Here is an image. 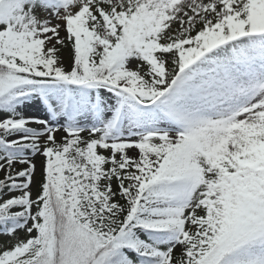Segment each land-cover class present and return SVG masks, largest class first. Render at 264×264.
Wrapping results in <instances>:
<instances>
[{
    "label": "snow or ice",
    "instance_id": "1",
    "mask_svg": "<svg viewBox=\"0 0 264 264\" xmlns=\"http://www.w3.org/2000/svg\"><path fill=\"white\" fill-rule=\"evenodd\" d=\"M0 264H264V0H0Z\"/></svg>",
    "mask_w": 264,
    "mask_h": 264
},
{
    "label": "rangeland",
    "instance_id": "2",
    "mask_svg": "<svg viewBox=\"0 0 264 264\" xmlns=\"http://www.w3.org/2000/svg\"><path fill=\"white\" fill-rule=\"evenodd\" d=\"M37 163H39V161H37Z\"/></svg>",
    "mask_w": 264,
    "mask_h": 264
}]
</instances>
